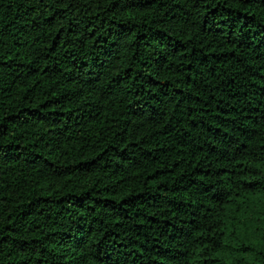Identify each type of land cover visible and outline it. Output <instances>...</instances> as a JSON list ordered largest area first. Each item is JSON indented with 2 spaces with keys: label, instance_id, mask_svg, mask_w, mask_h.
I'll list each match as a JSON object with an SVG mask.
<instances>
[{
  "label": "trees",
  "instance_id": "obj_1",
  "mask_svg": "<svg viewBox=\"0 0 264 264\" xmlns=\"http://www.w3.org/2000/svg\"><path fill=\"white\" fill-rule=\"evenodd\" d=\"M0 264H264V0H0Z\"/></svg>",
  "mask_w": 264,
  "mask_h": 264
}]
</instances>
